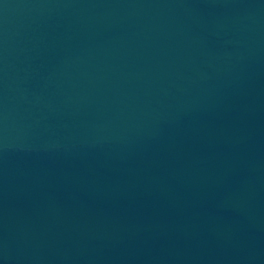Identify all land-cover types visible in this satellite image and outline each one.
Segmentation results:
<instances>
[{
	"label": "water",
	"instance_id": "water-1",
	"mask_svg": "<svg viewBox=\"0 0 264 264\" xmlns=\"http://www.w3.org/2000/svg\"><path fill=\"white\" fill-rule=\"evenodd\" d=\"M0 264H264V0H0Z\"/></svg>",
	"mask_w": 264,
	"mask_h": 264
}]
</instances>
